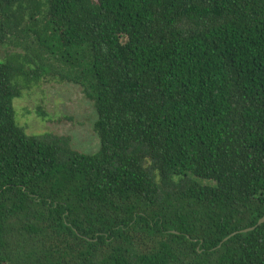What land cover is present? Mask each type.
I'll return each mask as SVG.
<instances>
[{
    "label": "trees",
    "instance_id": "16d2710c",
    "mask_svg": "<svg viewBox=\"0 0 264 264\" xmlns=\"http://www.w3.org/2000/svg\"><path fill=\"white\" fill-rule=\"evenodd\" d=\"M0 264H264V0H0ZM80 86L100 148L12 104ZM38 114V110H37Z\"/></svg>",
    "mask_w": 264,
    "mask_h": 264
},
{
    "label": "rangeland",
    "instance_id": "374dc122",
    "mask_svg": "<svg viewBox=\"0 0 264 264\" xmlns=\"http://www.w3.org/2000/svg\"><path fill=\"white\" fill-rule=\"evenodd\" d=\"M1 54L0 47V61ZM12 104L15 120L27 134L51 132L69 137L72 147L82 153L99 150L100 141L93 130L95 110L77 84L43 80L14 98Z\"/></svg>",
    "mask_w": 264,
    "mask_h": 264
},
{
    "label": "water",
    "instance_id": "95a60500",
    "mask_svg": "<svg viewBox=\"0 0 264 264\" xmlns=\"http://www.w3.org/2000/svg\"><path fill=\"white\" fill-rule=\"evenodd\" d=\"M263 222H264V214H263V216L260 219H258L257 223L254 226H251V227H248V228H245V229H242V230L234 231V232L230 233L227 237H225L221 242L225 241L226 239H228L229 237H231L232 235H234V234H236L238 232H247L249 230H252L256 226H258L259 224H261Z\"/></svg>",
    "mask_w": 264,
    "mask_h": 264
}]
</instances>
